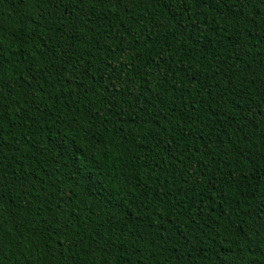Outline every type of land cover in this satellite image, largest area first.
<instances>
[{
  "label": "trees",
  "instance_id": "obj_1",
  "mask_svg": "<svg viewBox=\"0 0 264 264\" xmlns=\"http://www.w3.org/2000/svg\"><path fill=\"white\" fill-rule=\"evenodd\" d=\"M262 8L0 0V264H264ZM102 124L131 158L111 203Z\"/></svg>",
  "mask_w": 264,
  "mask_h": 264
},
{
  "label": "snow or ice",
  "instance_id": "obj_2",
  "mask_svg": "<svg viewBox=\"0 0 264 264\" xmlns=\"http://www.w3.org/2000/svg\"><path fill=\"white\" fill-rule=\"evenodd\" d=\"M84 2L94 4L96 0H84ZM124 2H127V0H124ZM133 2L138 3V0H133ZM196 2L197 0H190V3L193 7L195 6ZM233 2H235V0H233ZM112 3L114 6L116 0H112ZM262 10H264V8H262ZM5 44H7L8 47H12V45L7 40L0 36V45ZM249 51H251V49ZM260 79L264 80V75H262ZM0 80H3L2 76H0ZM3 88L4 86L0 84V93H3ZM3 115V111L0 110V126H3L4 124ZM90 119L92 120V123L95 122V118ZM114 123L115 122H113V124ZM83 124L84 121L80 117H75L72 119V123L69 125V127L73 130L81 128L83 131L84 128L81 127ZM85 127L90 130L92 124L88 123L85 125ZM104 129H108L107 124L100 125L95 131H89L88 138L91 140L94 147L90 146V148L86 149V151L96 153L95 160L101 164L105 162V157H107V163L109 166L107 168H101L99 176L97 177L98 180H103L104 183L100 184L99 187L95 188L94 190L98 194L103 195L104 199L111 203L114 200H118L120 198L119 195H114V193L119 194L128 187V182L130 181L131 177L125 174L126 169L122 166V162L126 164L131 158H126L127 146L122 143L121 140L116 139L113 136L111 130L105 131ZM116 135L118 136L119 133ZM261 136L264 138V131L261 132ZM81 159H84V157ZM108 172H111L112 175H108ZM105 189H111V191H105ZM4 207V203L0 201V251H3V249L6 247L5 237L9 234H12L14 229V226H10L9 217L5 214ZM36 239H39V237H36ZM261 246L264 247V244ZM105 247H107V245ZM27 250H33L31 242L28 243ZM17 258L19 259V256ZM4 259V256H0V261ZM113 264H115V261H113Z\"/></svg>",
  "mask_w": 264,
  "mask_h": 264
}]
</instances>
